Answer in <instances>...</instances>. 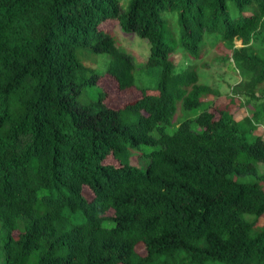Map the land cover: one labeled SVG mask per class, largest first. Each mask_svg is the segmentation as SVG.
Segmentation results:
<instances>
[{
	"label": "trees",
	"instance_id": "trees-1",
	"mask_svg": "<svg viewBox=\"0 0 264 264\" xmlns=\"http://www.w3.org/2000/svg\"><path fill=\"white\" fill-rule=\"evenodd\" d=\"M106 19L148 39L153 83L135 81ZM212 36L240 79L218 116L212 98L168 131L179 102L219 94L172 58L199 57ZM97 53L139 97L115 108L97 89L78 100L98 87ZM235 95L252 107L238 119ZM262 124L264 0H0V264H264V137L248 133ZM140 143L156 145L144 168L121 159Z\"/></svg>",
	"mask_w": 264,
	"mask_h": 264
},
{
	"label": "rangeland",
	"instance_id": "rangeland-1",
	"mask_svg": "<svg viewBox=\"0 0 264 264\" xmlns=\"http://www.w3.org/2000/svg\"><path fill=\"white\" fill-rule=\"evenodd\" d=\"M119 1L123 8H126L129 2V0ZM229 5L232 12H239L238 8H236L232 2H229ZM244 11L245 10H242V12ZM100 26L109 31L118 46L132 55L136 66L134 69L135 81L139 84L153 83L157 78L158 68H149L143 65V61L147 58L150 51V43L148 39L140 37L136 32L124 29L117 19H106L100 23ZM207 39L208 40L205 41L199 57H193L180 52V54L174 53L172 58L175 60L177 69H181L188 62L192 63L196 67L199 74V81L209 83L210 85L216 87L219 94H216L215 96L209 94L205 97L206 99L204 102L196 108H184L179 102L172 124L167 127L168 131H172L179 120L187 117H193L200 110L205 109L212 98H214L216 103L214 102L210 108L211 110H214L215 115L218 116L219 111L215 108V106H220L222 103L228 101L227 95L231 93L232 86L240 79L239 71L230 57V48L225 46L221 41H218L213 36ZM235 43L236 45H240V39H235ZM95 56V62L93 63V66H90L100 74V77H98L97 80L98 87L91 85L85 86L78 96V100L80 102L85 103L90 99H93L96 95L97 89L105 90L106 95L104 100L106 104L115 108L122 106L140 96L141 91L137 85L121 89L118 87L116 79L113 76L106 74V64L108 60V55L106 53H97ZM147 90L154 91L151 89ZM243 98L244 95L242 97L240 95H235L233 97L234 101L232 102L231 108L237 119L252 110L251 105L246 103ZM136 117V112H131L129 115L130 121L136 120ZM193 126H195V124H193ZM241 126H247V122H241ZM258 132H260L264 137V124L248 131V133ZM155 146L156 145L140 143L135 147H127L123 155H121V159L144 168L149 161V155L147 152ZM106 160L117 163V160H115L111 155H109ZM256 165L260 172H264V161H256ZM231 176L239 181L252 182L258 180V177L253 174H231ZM83 193L87 197L92 196L91 189L86 185L83 187ZM111 211L112 210H109L108 212L111 213ZM246 216L250 215L246 214ZM263 221L264 217L261 216L258 223H262ZM103 222L106 225L113 223V221L107 219ZM136 246L139 252L144 251L142 243H138Z\"/></svg>",
	"mask_w": 264,
	"mask_h": 264
}]
</instances>
